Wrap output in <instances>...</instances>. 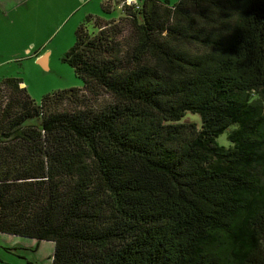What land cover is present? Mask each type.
<instances>
[{
    "label": "trees",
    "instance_id": "1",
    "mask_svg": "<svg viewBox=\"0 0 264 264\" xmlns=\"http://www.w3.org/2000/svg\"><path fill=\"white\" fill-rule=\"evenodd\" d=\"M139 1L77 28L82 87L0 81V232L51 264H264V0Z\"/></svg>",
    "mask_w": 264,
    "mask_h": 264
},
{
    "label": "rangeland",
    "instance_id": "2",
    "mask_svg": "<svg viewBox=\"0 0 264 264\" xmlns=\"http://www.w3.org/2000/svg\"><path fill=\"white\" fill-rule=\"evenodd\" d=\"M107 1V3H105ZM172 6L178 0H159ZM109 2V3H108ZM118 0H32L14 15L0 18V81L14 77L21 79L30 97L39 103L48 93L69 88H80L83 80L74 69L63 60L67 51L75 44L76 30L87 16L109 21L123 16L117 7ZM23 4V3H22ZM109 5L108 9L104 5ZM27 10V11H26ZM89 33L95 31L92 23H86ZM127 28V27H126ZM47 54V64L37 57ZM99 103L109 101L102 95ZM185 121L199 122L195 114L187 113ZM218 142L227 146L226 132L218 137ZM2 236L28 238L2 233ZM15 260H24L22 248L10 243L0 249ZM0 258V264H8Z\"/></svg>",
    "mask_w": 264,
    "mask_h": 264
},
{
    "label": "crops",
    "instance_id": "3",
    "mask_svg": "<svg viewBox=\"0 0 264 264\" xmlns=\"http://www.w3.org/2000/svg\"><path fill=\"white\" fill-rule=\"evenodd\" d=\"M30 1L32 0H0V18L2 16H9L10 14L14 15L17 11H19L22 5L27 7V3H29ZM117 7L120 8L119 3ZM41 58L45 59L44 61L46 65L47 54L38 56L37 61H39ZM21 86H24V83H21ZM10 243L12 245L14 243H17V245H19V248L23 249L21 251V254L24 257V260H15L11 256L5 255L1 248L0 258L9 261L8 264H51L52 262V256L54 252V242L52 241H37L36 239L14 236H10V238H7L6 236H2V232H0V246L4 247Z\"/></svg>",
    "mask_w": 264,
    "mask_h": 264
},
{
    "label": "built area",
    "instance_id": "4",
    "mask_svg": "<svg viewBox=\"0 0 264 264\" xmlns=\"http://www.w3.org/2000/svg\"><path fill=\"white\" fill-rule=\"evenodd\" d=\"M120 8L122 6H130V7H135L138 8L140 5V1L139 0H120Z\"/></svg>",
    "mask_w": 264,
    "mask_h": 264
},
{
    "label": "water",
    "instance_id": "5",
    "mask_svg": "<svg viewBox=\"0 0 264 264\" xmlns=\"http://www.w3.org/2000/svg\"><path fill=\"white\" fill-rule=\"evenodd\" d=\"M39 62V61H38ZM41 64V62H39Z\"/></svg>",
    "mask_w": 264,
    "mask_h": 264
}]
</instances>
